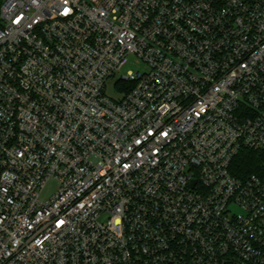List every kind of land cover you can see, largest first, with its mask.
I'll use <instances>...</instances> for the list:
<instances>
[{
	"label": "built area",
	"instance_id": "2783aa9c",
	"mask_svg": "<svg viewBox=\"0 0 264 264\" xmlns=\"http://www.w3.org/2000/svg\"><path fill=\"white\" fill-rule=\"evenodd\" d=\"M246 150L264 0H2L0 264H264Z\"/></svg>",
	"mask_w": 264,
	"mask_h": 264
},
{
	"label": "trees",
	"instance_id": "16d2710c",
	"mask_svg": "<svg viewBox=\"0 0 264 264\" xmlns=\"http://www.w3.org/2000/svg\"><path fill=\"white\" fill-rule=\"evenodd\" d=\"M2 0H0V5ZM264 162V154L254 150L243 151L238 158H236L235 165L237 171L251 172L255 170L260 164Z\"/></svg>",
	"mask_w": 264,
	"mask_h": 264
},
{
	"label": "rangeland",
	"instance_id": "374dc122",
	"mask_svg": "<svg viewBox=\"0 0 264 264\" xmlns=\"http://www.w3.org/2000/svg\"><path fill=\"white\" fill-rule=\"evenodd\" d=\"M142 70L144 68V65L142 63H140L134 56H129L128 57V63L126 65L123 66L122 71L123 72H127V71H133L135 72L137 69ZM57 184L55 181H51L50 185L47 186L43 196L44 198H46L47 196H49L52 192H54L56 190ZM233 210L235 212H240L241 209L238 207H233Z\"/></svg>",
	"mask_w": 264,
	"mask_h": 264
}]
</instances>
